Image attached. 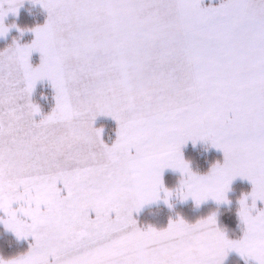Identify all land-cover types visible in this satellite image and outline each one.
I'll list each match as a JSON object with an SVG mask.
<instances>
[{"label":"snow or ice","instance_id":"1","mask_svg":"<svg viewBox=\"0 0 264 264\" xmlns=\"http://www.w3.org/2000/svg\"><path fill=\"white\" fill-rule=\"evenodd\" d=\"M37 2L48 19L32 43L0 51V222L35 241L8 264H223L232 250L264 264V222L250 220L247 197L239 240L214 215L160 230L133 216L160 199L166 168L188 177L182 200L222 202L237 176L254 185L252 209L264 200V0ZM10 3L0 36L23 0ZM44 79L56 105L37 121ZM99 115L119 123L111 146ZM189 140L210 141L224 162L191 173Z\"/></svg>","mask_w":264,"mask_h":264},{"label":"rangeland","instance_id":"2","mask_svg":"<svg viewBox=\"0 0 264 264\" xmlns=\"http://www.w3.org/2000/svg\"><path fill=\"white\" fill-rule=\"evenodd\" d=\"M221 3L222 0H202V7H218ZM7 7L8 6L5 5L6 9ZM47 19L48 11L41 3L37 2V0H23V3L18 7V11H8L7 15L4 17V24L9 28V30L4 36H0V51L9 48L15 43H19L20 45L31 44L35 39L34 29L38 26L44 25L47 22ZM30 63L33 65V67H36L41 63V53L39 51L32 52ZM55 96L56 92L51 84V81L44 79L37 82L36 87L31 95L32 102L37 104L41 109V113L35 117L37 121L42 119L43 116L50 114L55 108ZM94 127L103 130L102 139L109 146H111L118 138L119 123L112 116H97L94 121ZM181 152L183 158L189 163L191 169L200 175L208 174L215 164H222L224 162L223 150L216 148L210 141L206 140H189L186 142V144L181 146ZM181 179L182 173H180L179 170L173 168L164 169L162 180L163 186L165 188L170 190L177 188ZM253 187L254 185L247 177L237 176L229 185V190L226 193V199L222 202H217L216 200L210 198L207 201H203L201 204L197 205L195 200L191 197L187 200L173 198V200L167 202L161 199L145 204L138 212L140 213L150 206L157 205H163L166 208H171L178 204H193L195 206L212 204L216 209H214L211 214H216L218 207H231L236 210V225L231 227L229 224H226V222L219 219L216 214L217 226L225 232L229 239L239 240L243 238L246 227L239 215L241 208L240 201L247 197V203L249 205L252 204L251 193L253 191ZM259 211H264V200L256 201V209L254 210V214ZM135 213L137 212H134L133 216ZM0 215H3V213H0ZM91 215L94 217L95 213L93 212ZM198 220L193 222L186 221L189 223H195ZM0 224L6 228L3 222H0ZM155 228L158 230L164 229L158 227ZM6 230L15 235V233L8 228H6ZM15 237L17 239L26 240L29 244V248L23 254L27 253L31 249L32 244L35 242L34 238L32 237L20 238L16 235ZM223 264H256V261L252 257L242 256L239 252L232 250L225 258Z\"/></svg>","mask_w":264,"mask_h":264},{"label":"trees","instance_id":"3","mask_svg":"<svg viewBox=\"0 0 264 264\" xmlns=\"http://www.w3.org/2000/svg\"><path fill=\"white\" fill-rule=\"evenodd\" d=\"M216 209L214 205L195 206L193 204H178L171 208L163 205L150 206L142 212L134 214L137 224L142 228L149 226L165 228L171 220L183 218L193 222L211 214ZM216 214L219 219L234 227L237 223L236 210L231 207H218ZM29 248L26 240L17 239L14 234L0 224V255L4 258H13L23 254Z\"/></svg>","mask_w":264,"mask_h":264},{"label":"clouds","instance_id":"4","mask_svg":"<svg viewBox=\"0 0 264 264\" xmlns=\"http://www.w3.org/2000/svg\"><path fill=\"white\" fill-rule=\"evenodd\" d=\"M0 2H2V5H3V10H7L9 7H14V6H16V4L15 3H10V0H0ZM5 5H7L8 7H7V9L5 8ZM105 159L106 160H109V161H111V160H115V159H118V155L117 154H114V153H105ZM185 160V159H184ZM186 161V160H185ZM188 166H189V168H190V171H191V173H193V174H195L196 176H203V175H200V174H197V173H195L192 169H191V167H190V165H189V163H188ZM180 173H182L181 171H180ZM188 180V177L184 174V173H182V179H181V181H180V184H179V186L177 187V188H175V189H173V190H170V189H167V188H165L164 186L161 188V190H160V199L159 200H161V199H163V200H165V198H167V200L168 201H171V200H173V198H178V199H180L179 197H178V193L181 191V189H183V188H185V186H186V181ZM165 189H167V192L165 191ZM168 193H171V196L169 197V195H168ZM196 202V201H195ZM197 204V203H196ZM198 205V204H197ZM249 205V204H248ZM254 210L255 209H252L251 208V205H249V211H250V220L251 221H259V222H264V216H261L260 215V212H257L256 214H254ZM215 216V218H216V214L215 213H213V214H211V215H209V216H207L206 218H203V219H207L208 217H211V216ZM245 225V224H244ZM246 226V225H245ZM245 229H246V227H245ZM10 259H12V258H4V257H2V256H0V261H2L3 262V264H8V261L10 260ZM256 261V260H255ZM256 264H257V261H256Z\"/></svg>","mask_w":264,"mask_h":264}]
</instances>
